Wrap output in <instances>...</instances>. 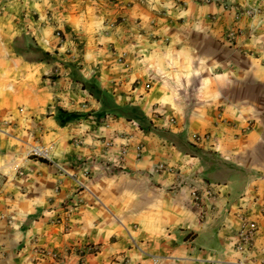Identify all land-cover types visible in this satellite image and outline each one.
Masks as SVG:
<instances>
[{"label": "crops", "instance_id": "crops-1", "mask_svg": "<svg viewBox=\"0 0 264 264\" xmlns=\"http://www.w3.org/2000/svg\"><path fill=\"white\" fill-rule=\"evenodd\" d=\"M225 1L260 13L235 23L215 2L53 0L57 27L30 30L55 62L0 42V219L62 247L133 229L153 253L136 264H264V0ZM235 25L244 34L228 44ZM122 150L124 170H107ZM243 220L258 225L247 253L233 247ZM108 250L132 251L125 239Z\"/></svg>", "mask_w": 264, "mask_h": 264}, {"label": "rangeland", "instance_id": "rangeland-1", "mask_svg": "<svg viewBox=\"0 0 264 264\" xmlns=\"http://www.w3.org/2000/svg\"><path fill=\"white\" fill-rule=\"evenodd\" d=\"M51 3L53 0H0V42H14L17 38L18 46L23 48L34 42L35 35L30 30V25L34 27L40 22L42 25L48 23L57 27L58 21L54 18L53 9L49 7ZM55 32L58 30L55 29ZM248 53L251 54V51ZM33 56L28 54L26 58ZM95 205L99 206L96 202ZM27 225L24 223L18 228L15 227L16 224L0 219V264H136L137 258H145L142 254L147 256L153 254L130 238L134 236L131 232L133 229L128 232L120 229L103 244L62 247L59 244L45 242L39 231L29 237L27 231L23 230ZM122 239L129 243L131 255L126 257L125 253L110 255L108 250L110 245L120 243ZM118 246L120 244L116 245V249H119ZM157 255L159 256L157 264H174L169 254ZM242 260L239 258L237 264H251Z\"/></svg>", "mask_w": 264, "mask_h": 264}, {"label": "built area", "instance_id": "built-area-1", "mask_svg": "<svg viewBox=\"0 0 264 264\" xmlns=\"http://www.w3.org/2000/svg\"><path fill=\"white\" fill-rule=\"evenodd\" d=\"M194 2L198 3H207V2H215L216 4H219L222 6L224 11L226 12H231L232 10L234 11V21L235 23L238 22V19L241 17H254L256 14L260 13L259 8L253 9V8H236L228 4L225 0H191ZM182 5H184L183 2H180ZM244 34V29L239 27L238 25H235V27L232 28V30L227 31L223 38L224 41L228 44H233L235 37L240 36ZM146 88H149V85L146 84ZM193 138L195 140H199L201 136L199 135H194ZM205 138V136H203ZM32 155L40 157V158H46L47 154L44 151H41L37 148H34L31 151ZM126 153L125 150H122L121 155L119 157V160L115 163H108L105 165V168L107 170L110 169H119V170H124V154ZM135 153L136 157L140 158L143 154V146L141 144H138L135 147ZM163 166L158 165L156 167V170H162ZM207 196L214 197V192L210 189L206 191ZM260 213L264 216V208H260ZM258 231V225L255 220H243L242 226L240 229L236 232L235 234V239L233 241V247L238 250L240 253H247L249 252L254 244L255 236Z\"/></svg>", "mask_w": 264, "mask_h": 264}, {"label": "trees", "instance_id": "trees-1", "mask_svg": "<svg viewBox=\"0 0 264 264\" xmlns=\"http://www.w3.org/2000/svg\"><path fill=\"white\" fill-rule=\"evenodd\" d=\"M30 40H33L32 38H30ZM18 39L16 38L14 40V51L16 54L18 55H24L25 53H31L34 56L32 58H27L29 61H35V62H44V63H53L55 62V58L53 56H51V54L49 52H45L42 49H40L38 46H36L33 42H30L26 47L20 48L18 46L19 42H17ZM66 67H69L71 69V78L73 81L75 82H80L82 84V88L83 89H96L95 85L92 83H88L86 81H84L82 78L78 77L75 75V70L74 68L69 65V64H65ZM62 111V110H60ZM60 123H64V121L60 120ZM43 161H45L44 159H41Z\"/></svg>", "mask_w": 264, "mask_h": 264}]
</instances>
